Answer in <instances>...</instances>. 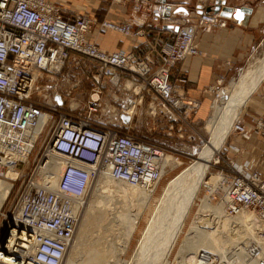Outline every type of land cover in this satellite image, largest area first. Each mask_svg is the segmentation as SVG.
I'll return each mask as SVG.
<instances>
[{
  "label": "built area",
  "instance_id": "1",
  "mask_svg": "<svg viewBox=\"0 0 264 264\" xmlns=\"http://www.w3.org/2000/svg\"><path fill=\"white\" fill-rule=\"evenodd\" d=\"M214 3L197 0L179 19L170 0H132L129 18L114 21L84 13L67 18L70 11L52 0H0V164L11 160L16 168L24 163L45 129L33 167L12 202L0 237V260L62 264L79 220L73 201H83L99 173L143 190L160 181L165 147L127 131L130 112L116 103L126 104L128 95L120 97L121 91L138 94L140 82L151 114L184 122L197 111L199 100L188 99L171 82L170 71L186 57L202 54L199 28L226 26V16L212 11ZM153 25H179L176 31L169 28L174 37L162 43L155 69L151 56L106 51L89 36L94 29L140 36ZM250 125L264 137V117L253 116ZM247 128L239 115L230 131L243 135ZM50 157L57 159L58 173L49 167ZM224 185L227 214L251 210L264 222V176L231 163ZM245 249L248 257H261L257 248ZM208 258L204 264H218Z\"/></svg>",
  "mask_w": 264,
  "mask_h": 264
},
{
  "label": "rangeland",
  "instance_id": "2",
  "mask_svg": "<svg viewBox=\"0 0 264 264\" xmlns=\"http://www.w3.org/2000/svg\"><path fill=\"white\" fill-rule=\"evenodd\" d=\"M52 1L62 5V7L68 6L66 5L68 2L66 0H56V1L52 0ZM93 1H96L95 4H97L100 2L102 3L103 0H93ZM110 1L116 3L113 0ZM126 1L127 0H123L122 3H120V5L126 3ZM195 1L197 2V0ZM89 14L94 15L96 17L99 16L97 12L89 13ZM261 56H264V37L262 41L259 43V45L254 49V51L248 56L246 61H244L238 68L228 73L225 77L221 78V81L219 83L217 82L214 85L213 90L209 91L208 96H206V99L204 100L203 104H201V102L199 101V107L197 111L193 113L187 119V121L184 122L181 121L180 119L172 122L170 121L169 117L163 113H156L155 115L151 114L148 108L149 96L147 95L145 90L139 92V88L141 87V85L139 84L140 82H137L135 88V92H138V94H135L131 91L127 92L130 101L134 100L132 101L134 102L133 104L134 106L130 111L131 115H133V121L131 126H129V128L132 129L135 135L147 138L151 141H154L155 143L163 145L166 149L165 154H169L166 157L171 158L172 163H178V164H176L174 167L168 166L167 172L165 174L163 173L162 178L158 183V187L154 193V197H153L154 201L151 203V204L153 203L155 204L150 205L151 207L148 208L145 216L141 219L138 225L136 224V221L131 217H128V219L126 218L125 221H122V223H124L125 225H129L130 223L135 221V230L130 232L127 230V228L123 229L125 236L123 242L121 243L117 242L116 239H114V236L119 233L118 231H113L112 229L114 226H116V221L112 220L113 223L111 224L113 213H115L121 207L120 204L118 205L116 203L119 197L117 196V194L111 192L107 188L106 189L108 191L105 188L103 189L95 186L97 185V179H96L93 182V185L95 187L92 185V188L89 189L86 197L84 198L85 203L83 202L82 206H79L77 209L79 214L78 223L80 220L81 221L78 227H76L78 229H76L75 235L73 236L72 245L68 250L62 264H91L92 262H94L95 264H117L118 259L123 261H132V257L134 253H136L138 257L143 258L142 260L143 262H141L140 264H153V262L154 264H179V263L188 264L189 259L192 257L191 255L194 254L192 248L197 247L198 245L197 241L199 240V235L202 234L200 237L204 238L203 234L207 226L210 225L209 227L213 228L214 230L216 227H218L219 224L217 223L218 221H215L213 225L212 222L210 221L213 220L214 205L210 203L212 208L208 209L207 212H205L206 210H202L205 194L208 191L207 187H202L203 185L202 184L198 189L197 194L192 203V206L189 209L186 217L184 218L183 224H181L180 225L181 227L179 226L175 231L177 233L176 239L175 237L170 239V237L172 236H170V234L168 235L167 233L164 234L168 238L166 236H165L166 238L163 237L162 236L163 233L161 230L162 227L161 228L159 227V229L157 226L155 227V230L152 232L153 234L152 233L150 234V236L151 235H155V236H151V237L149 236L150 238L148 237V239H146L145 241L146 243L145 245H147V248H149V252H150V253L148 252L146 255L147 257H145L144 254H146V252L142 248L144 244L143 245L141 244V240L143 238L142 236L145 234V229L148 224L147 220L153 216L156 210V200L160 197V195H162L164 187L179 172H181L183 169L189 166L191 162H193L196 158L199 157L200 150L204 148L207 145L208 141L210 140L211 132H210L209 121L212 118V112L214 109L215 101L221 103L222 97L224 96L226 97V94L229 92L231 88L232 80L238 78L241 75L242 71L249 64L254 62L256 58H259ZM141 94H143V98L140 100L139 96ZM251 102L252 100L249 103ZM131 103L129 105H131ZM247 105H245L242 108L241 115ZM257 117H263V116H257ZM178 127H181V129H178ZM228 135L229 136H227V139L225 140V143L222 146V148L215 154V158L217 162L213 163L209 169L210 170L209 175L210 173L219 174L223 178L221 180V185L223 187L225 186L224 178L227 174L228 164L236 163V162H231L229 160L230 156L227 153H225L226 152L225 145L227 141L230 140L233 136H235L233 133H231V131L229 132ZM44 136H45V129L44 131H42L39 140L29 157V162L26 165L24 163H19L15 168L12 163V167L15 168L20 174V176L17 179L12 180L11 178H8L4 176L2 173H0V182L7 181L13 184L11 191L7 196V199L4 201L2 207L0 208L1 211L0 237L1 235L4 234V229L8 221V215L10 214L12 208V202L15 200V197L19 192L23 182L27 178V174H29L31 168L33 167L34 161L36 160V153L41 148V143ZM21 171H23V174H21ZM206 179L211 181L210 176L209 178L206 177ZM114 184L125 186L123 184H119L116 182ZM213 198L214 199H212V202L215 201L213 203H216L220 199L218 194H214ZM106 199L108 200V203ZM206 206H209V204H207ZM132 211L133 209H131L130 212ZM248 211L251 212V210ZM229 220H233V219H229ZM229 223L226 222L227 225ZM192 224L195 225L193 226ZM226 224H223V226H225ZM252 224L255 230L252 231L253 235L252 234L249 235L251 237L248 238L246 237V239L244 238L245 232L239 226L235 225L232 227L230 224L227 226V229L231 228L233 230L232 231L233 235L234 234L238 235V237L240 238V240H238L237 242H233L234 248L238 251V252L236 251V254L233 255V257L234 256L248 257V253L245 248H247L248 245L252 246V244L257 246V243H255V240H253L252 236L256 235L257 237L264 238V229L260 226L258 220L254 219ZM81 225L83 229L82 232L80 231ZM106 226L109 228L108 230H106L105 228ZM118 227L120 226L118 225ZM223 229L226 230L225 228ZM157 230H160V232ZM212 235L216 236V233L214 231H211V236ZM174 239L177 241H175ZM241 239H243L244 241ZM125 243H129V245L127 250H125L124 252L123 248L126 245ZM160 243H161V247H160ZM218 245L216 247L215 246L212 247L210 252L211 254L209 256L207 255V257H211L209 258L210 262H213V260L216 259V257H219V255H221L219 249L220 246ZM200 247L201 245L198 246V248ZM229 247H231V245H229ZM252 247L256 248L254 246ZM182 249L186 250V253L185 251L183 252ZM260 249L261 248H259V251ZM116 250L118 251V253L115 252ZM138 252H141L142 254ZM196 255L198 254L196 253ZM259 256L261 257L258 258L248 257V260L246 262L250 264L252 261L255 262L259 258L260 259L264 258V256L261 254ZM121 264H128V262L127 263L123 262Z\"/></svg>",
  "mask_w": 264,
  "mask_h": 264
},
{
  "label": "bare ground",
  "instance_id": "3",
  "mask_svg": "<svg viewBox=\"0 0 264 264\" xmlns=\"http://www.w3.org/2000/svg\"><path fill=\"white\" fill-rule=\"evenodd\" d=\"M236 12H238V10H236ZM263 81H264V56H261L259 58H256L254 62L249 64L242 71L241 75L238 78H235L232 80L231 88L229 92L226 94V97L225 96L222 97L221 103L215 101L214 109L212 112V118L209 121L210 132H211L210 140L208 141L207 145L200 150L199 157L196 158L193 162H191L189 166H187L185 169L179 172L164 187L162 195H160V197L156 200V210L153 216L147 220L148 224L145 229V234L142 236L143 238L141 240V244L142 245L144 244L142 248L146 252V254H144L145 252L143 251L144 252L143 254L145 255V257H147L146 255L149 252V248H147V245H145L146 244L145 241L146 239H148L150 234L155 230L156 226L158 227V229L159 227L160 228L162 227L161 230L163 233L162 235L163 237L166 236L164 233H167L168 235L170 234V236H172L170 237V239L174 237L176 239L177 233L175 231L181 224H183L184 218L186 217L189 209L192 206V203L197 194V191L200 188V186L203 184L202 187H207L208 191L205 194L202 210H206L205 212H207L208 209L212 208L211 204L214 205L213 207L214 216H213V220H210V221L212 222L213 225L215 221H218L217 223L219 224H218V227H216L214 230L213 228L209 227L210 225L207 226V228L204 230V234H203L204 238L200 237L202 234L199 235V240L197 241L198 242L197 247L192 248L194 256L191 255L192 257L189 259L188 264H204L203 258H206L207 255L209 256L211 254L210 252H211L212 247L214 246L216 247L218 244H219L218 246H220L219 249H220L221 255H219V257H216V259H214L213 261H218V264H248L246 262L248 260V257H235V256L233 257V255H235L237 251L233 246V242H237L238 240H240V238L238 237V235H235V234L233 235L232 234L233 230L231 228L227 229V226L229 224L232 227L235 225L239 226L245 232L244 238L246 239V237L247 238L251 237L249 235H251L252 231L255 230L254 226H252L254 219L258 220L260 226L263 229H264V222L253 212H250L246 209L241 210V212H239L237 215L227 214L225 212L226 199L224 196V187L221 185L222 177L219 174H213V173H210L209 175V172H210L209 169L213 163L217 162L215 158V154L222 148V146L225 143V140L227 139V136H229L228 134L231 130V125H232L233 120L236 119L239 115H241L242 108L252 100L253 94L258 90V88L260 87ZM126 86L127 87L130 86V82L127 81ZM133 104L134 102H132L131 105H129L128 113L132 110L134 106ZM47 121H48V118L47 120H45V118L41 119V122H47ZM42 125L43 124H41V127L39 126V128H37L35 132H39V129L40 130L42 129ZM167 155L169 154H165L162 158V166L164 168V170L162 171L164 174L167 172L168 166L174 167L176 164H178V163H172L171 162L172 159L167 158L166 157ZM28 161H29V156L24 157L25 165L28 163ZM56 161L57 159L55 158H51V157L48 158V162L50 163L49 167L50 166L54 167L56 173H58L60 171V166L55 164ZM12 163L13 162L11 160L1 163L0 173L14 180V179H17L20 176V174L15 168L12 167ZM41 173L45 174L44 171H42ZM21 174H23V171H21ZM208 175L210 176L211 181L206 179V177L209 178ZM56 179L57 178L55 177L54 182L56 181ZM96 179H97V185L95 186L99 188H103V189L107 188L111 192H114L115 194H117V196L119 197L118 201L116 200L117 201L116 203L118 205L120 204L121 207L115 213H113V218L111 219V221L112 220L116 221V226L112 228L113 231L119 232L118 234L114 236V239H116L117 242L121 243L123 242L124 236H125L123 229L127 228V230L130 232L134 231L135 221H136V224L138 225L141 219L145 216L148 208L151 207L150 205L155 204V203L153 204L151 203L154 201L153 200L154 193L158 187L159 182L153 185L151 188L147 190H143L137 187L126 185L124 183L113 181L105 173H99ZM95 180L92 181V184L89 189L92 188L93 182ZM54 182L52 180V184H54ZM115 182L119 184H123L125 186L114 184ZM12 186L13 184L11 182H7V181L0 182V208L2 207L4 201L7 199V196L10 193ZM214 194H218L220 197L219 201H217L216 203H213L215 201L212 202V199H214L213 198ZM105 196H106V193H105ZM106 201L108 203L107 199ZM83 202H84V199L83 201L82 200L73 201L74 207L78 208L79 206H82ZM207 204H209V206H206ZM131 209H133L132 212H130ZM128 217H131L135 220L134 222H132L133 224L130 223L129 225H125L124 223H122V221H125V219L126 218L128 219ZM229 219H233V220H229ZM113 221L111 222V224L113 223ZM226 222L227 223L230 222V223L227 225ZM223 224H226V225L223 226ZM118 225L120 227H118ZM192 225L194 226L195 224H192ZM107 226L105 227L106 230L109 229ZM223 228H225L226 230H224ZM82 230L83 229L81 225L80 231L82 232ZM157 231L160 232V230H157ZM211 231H214L216 233V236L214 235L211 236ZM75 232H74V235H75ZM151 236H155V235H151ZM252 238L253 240H255V243H257V246H255L254 244H252V246H255L256 248H258V250L259 248H261L258 254L259 255L261 254L264 256V238L257 237L256 235L252 236ZM161 243H160V247H161ZM125 244L126 245L123 248L124 252L125 250H127L129 243H125ZM71 245H72V242H71ZM200 245L202 248L201 247L198 248V246ZM229 245H231V247H229ZM164 247H165V244H164ZM150 248H151V245H150ZM182 250L183 252L185 251L186 253V250L184 249ZM9 252H10L9 254H11L12 249ZM115 252L118 253L117 250ZM138 253H141V252H138ZM196 253L198 255H196ZM220 256H223V257H220ZM196 257H202V259L196 258ZM140 258L142 257H138L136 253H134L132 257V261H123V260L118 259L117 264H121L123 262H126V263L128 262V264H140L141 262H143L142 261L143 258L142 259ZM261 259L264 261V258H261ZM259 260L260 258L257 259L255 262L252 261L250 264H258ZM92 263L95 264L94 262ZM0 264H6V263L0 260Z\"/></svg>",
  "mask_w": 264,
  "mask_h": 264
},
{
  "label": "crops",
  "instance_id": "4",
  "mask_svg": "<svg viewBox=\"0 0 264 264\" xmlns=\"http://www.w3.org/2000/svg\"><path fill=\"white\" fill-rule=\"evenodd\" d=\"M66 1L68 6L64 7L70 11L64 14L67 18L73 17L74 13L97 12L100 19L122 21L128 19L131 14L132 0H127L121 5L110 0H103L97 4L93 0ZM170 1L177 6L175 13L179 19L186 17L188 8L197 5L195 0ZM225 1L226 5L235 9L231 16H226V26L199 28L196 42L202 54L186 57L176 63L170 71L171 82L180 86L188 99L199 100L201 104L208 96V88L246 61L264 37V0ZM242 7L250 8L251 12L242 10ZM89 36L106 51L123 49L137 57L151 56L154 60L152 69H155L159 64L158 56L162 43L171 40L174 32L167 27L153 25L140 36L121 35L112 31L97 32L96 29L92 30ZM125 95H128L127 92H120V97ZM132 101L134 100L130 101L128 97L126 104L117 102L116 105L118 108L123 106L127 109ZM129 114L132 124L133 115ZM241 116L248 126L247 131L228 140L225 153L230 156L231 162H236L246 170H257L264 176V137L250 125L253 116L264 117V81L253 94L252 102L246 106ZM127 131L133 133L130 128H127Z\"/></svg>",
  "mask_w": 264,
  "mask_h": 264
},
{
  "label": "water",
  "instance_id": "5",
  "mask_svg": "<svg viewBox=\"0 0 264 264\" xmlns=\"http://www.w3.org/2000/svg\"><path fill=\"white\" fill-rule=\"evenodd\" d=\"M225 0H215L214 7L212 9L213 12H219L221 15L224 16H231L233 13V7L226 5ZM206 10H210V7H207ZM242 10H245L247 12H251L250 8L242 7ZM168 28H172L174 31H176L179 27V25H167ZM58 101L61 102L60 98L57 97ZM121 118L123 121H127L128 117L126 115L121 114Z\"/></svg>",
  "mask_w": 264,
  "mask_h": 264
}]
</instances>
